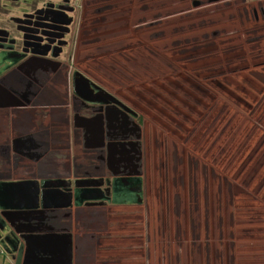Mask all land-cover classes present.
Masks as SVG:
<instances>
[{"label":"rangeland","instance_id":"374dc122","mask_svg":"<svg viewBox=\"0 0 264 264\" xmlns=\"http://www.w3.org/2000/svg\"><path fill=\"white\" fill-rule=\"evenodd\" d=\"M47 1L56 5L64 3L63 0H0V25L14 28L17 10L27 9L28 5L40 6ZM99 1L68 2V14L79 13L78 83L71 71H66L64 75L57 72L46 75L43 73L47 71L46 66L41 67L42 72L32 70L27 77L18 76L13 82L11 79L15 72L0 75V87L7 92L4 91L2 95L0 92V109L8 100L7 96L10 97V90L5 89L8 86L6 77L17 87L24 86V80L31 78L26 83L29 88L24 87L18 93L14 91L15 103L12 107L18 109L19 114L30 113L32 120L27 121L34 135L29 133L26 137L30 138L31 135L34 138L36 150L31 162L20 157L19 164L23 167L19 166L15 171L11 169L15 174L0 172V240L7 243L12 253L20 250L14 253L15 258L8 253L9 261L7 255L0 254L1 260L6 264H18L21 253L20 264H264V237H258L264 236V228L256 233L258 238L250 231L261 223L263 214L254 213L248 216V220L243 218L247 215L242 214L239 228L236 229L235 221L241 218L237 210L242 212V205L238 204L246 203L237 199L242 188L239 186L229 192L226 185L218 181L223 174L226 158L238 159L251 186L255 185V192H259L255 193V205L264 206V190L259 188L264 187V135L260 140H253L251 145L241 143L246 140V131L252 129L254 123L258 124L260 131H264V15L258 16L257 11L244 12V6L264 8V0H165V6L160 4V0H143V7L146 8L141 9L146 12L142 14L143 17L137 18H141L139 21L131 23L130 28L137 35L136 40L131 41L140 43L141 49L149 55H145L148 62L156 56V73L148 72L140 64L129 75L119 65L116 73L119 77L115 83L110 80L109 74L101 71L102 65L107 64L104 60L110 61L120 56L123 45L113 47L110 44V48L100 50L106 43L103 40L105 37L95 44L91 39L97 33L93 34L91 29L85 28L87 23L94 24ZM119 2L115 1V5ZM153 8L162 12L159 14ZM19 17L26 18V15L20 13ZM229 17V23L225 26ZM209 18L220 21L214 25ZM69 27L67 38L75 40L78 28ZM185 28H189L191 33L181 34ZM216 29L223 33L219 35ZM164 34L168 35L164 42L170 43L167 47H172L174 54L180 58L177 68H183L179 71L182 75L192 76L194 81L201 79L203 74L197 77L193 71L185 72L186 65L191 66L196 58L214 60L216 55L225 62L224 69L232 76L227 83L222 82L225 76L218 79V89L213 84L201 86L207 98L215 96L217 101L204 104L200 100L199 104L185 108L189 115L183 123L176 121L172 110L162 105L163 94L156 88L161 78L156 75ZM204 40H208V45L213 43L207 51L200 48ZM123 41L129 40H115L114 44H123ZM235 43L237 45H233ZM94 47H99V52ZM127 47L126 43V50ZM5 55L0 51V62ZM15 59L10 58L12 62ZM40 59L34 56L29 60L33 65L49 63ZM97 66H100V70ZM73 67L74 63L68 62L66 69ZM62 84L69 95L74 93L73 89L79 91L82 107L61 109L65 101H71L68 94L59 88L58 85ZM123 87L124 91L120 90ZM33 90H36L37 96L32 93ZM83 90L88 93L85 98L81 97ZM181 91L179 87L176 89L177 94ZM139 94L144 97L143 100L139 99ZM190 94L184 96L185 100L194 103L196 91ZM41 97L45 106L40 104ZM226 97L232 104L235 122L223 127L228 117L223 113ZM24 100L26 105L19 106V102L23 103ZM71 102L76 106L75 101ZM48 111L56 114L44 119ZM258 112H261V122L257 120L247 122L248 125H239L245 116L249 122L255 121ZM76 114L79 116V140H74L73 146L71 139L76 137L65 134L64 123ZM177 122L178 126L185 128L186 133L182 132L181 137L184 140L188 137L187 144L194 145L192 153L200 160L209 155V163L206 161L205 165L212 166L209 168L215 182L209 179L212 184H204L203 180H199V191L203 189L206 197V186L216 184L217 188L222 187L221 190L225 191L223 202L220 203L218 199L217 202H204L201 197H194L188 175L182 178L179 173L182 167L178 161H172L174 156H178L177 153L171 156L173 152L168 151L165 158L163 141L172 138L178 130ZM73 123L76 124L75 121ZM211 125L212 128L208 127ZM19 126H28L18 125L14 131L20 140H24L20 138ZM186 128H191L194 133L191 139ZM10 129H6L5 134ZM197 132L200 137H206L201 143L194 141ZM20 140L12 142V150L30 151L29 143ZM228 146L230 151L226 157L224 152L228 151ZM50 153L55 154V161L49 164L47 155ZM186 154L190 155L188 150ZM217 155L220 157V167L213 163ZM77 156L83 162L79 170L87 167L79 173L73 169L78 161ZM188 160V157H184L186 174L189 171ZM7 161L4 157V165ZM209 168H202L200 177ZM179 175L183 183L178 180ZM255 175L261 178L260 183H256ZM171 184L175 188L172 189ZM77 186L79 189L75 190ZM113 187V198L106 197L107 200H104L103 197L110 195ZM127 187L137 190V196L135 192H125ZM224 212V223L228 220L227 214H231V218L226 227H219ZM196 217L199 219L197 227ZM213 217L220 221L218 226H211ZM214 228L221 235L224 234L221 238L223 248L220 240L214 239L217 237ZM219 243L221 250L217 247L216 252ZM215 255V259H212Z\"/></svg>","mask_w":264,"mask_h":264},{"label":"bare ground","instance_id":"6f19581e","mask_svg":"<svg viewBox=\"0 0 264 264\" xmlns=\"http://www.w3.org/2000/svg\"><path fill=\"white\" fill-rule=\"evenodd\" d=\"M103 1L104 0H102L101 2H103ZM115 1L117 2V0H110L109 1L110 3L113 2V6H112V8H110V10L108 12H106L104 10H100L98 12V15L100 17H103L104 24L98 25L100 27L93 26L94 27L93 28L91 26L88 28V29H91V33H93V34L97 33L91 39V40L95 41V44H97V40H101L102 37H105L103 40H105L106 43L103 44L102 49H100L99 47H97V48L94 47V49L97 51L99 49L104 51L106 48H108V47L110 48V44H112L113 47H118L117 45H119V46L123 45L120 48L123 51V53L120 56H117L116 59L114 58L113 60H110V58H109L110 61L104 60V62H107V64H105V65L103 64L104 67L102 65L103 70H101V71H103L109 75L110 74L114 75L116 78H118L119 76H116V73L119 69V65L123 66L126 69V71L128 72V74L131 75L136 71V69L139 67V65L142 64L144 67H146L148 72L156 73V62H157L156 56L154 55V57L150 58V61L148 62L147 60H149V59L145 58V55L147 53L145 54V52L142 50L143 48L141 49L140 43L136 44V43H133V41H131V40H136L135 39L136 32H133V30L130 28L131 23L139 21L141 18L140 19H137V18L139 16L141 17L142 14H144L146 12L140 8V5L143 2V0H118L120 2L117 5H115ZM167 1L170 2V0H167ZM164 2H165V0L162 1L163 6L166 5V3H164ZM154 10H157V12H159V14L162 12V11H160V9H157V8H155ZM203 21H204V19H203ZM210 22H212L214 25H216L215 23L217 22V20H211ZM104 25H107V27L105 29L103 28ZM222 27L220 29H222ZM188 29H186V28H185V30L183 29L184 31H181V34H183V35L190 34L191 30L188 31ZM218 32H219V35H221L223 33L221 31H218ZM156 35H160V34H156ZM191 36H193V34ZM183 37L184 36H182V38ZM165 38H168L167 34L162 35V38H161L162 39V51H160V54L161 53L162 54L159 56L160 60L157 63L158 64L157 65L158 66V73L156 75L158 78L160 75L161 78L159 79L160 84H158L156 86V88L163 94L162 97H163L164 101H162L163 104L162 103L161 104L164 107L172 110V114L176 117V121L179 120L183 123V121H187V118L189 115L185 108H190L191 105L194 106V105L199 104L200 100H202L201 103H204V104H211V103H215L217 101V98L215 96L213 98H207V93L203 92L201 90V86L213 84L218 89V86L220 84L218 82V79L225 76L224 77L225 80L223 79L222 82L227 83V81L230 80L232 76L230 75V73L227 70L225 71V69H224L225 62L220 57L217 58L216 55L213 57L214 60L213 59H211V60L204 59L205 57L196 58V59H193L194 61H192L191 66L188 67L186 65L185 72H188V70H189V72L193 71L197 77H198V75L202 76V74H203V77L202 78L200 77L201 79L198 78L199 80L194 81V78H191L192 76L190 77V76L182 75L181 74L182 72L180 73L179 71L182 70L183 68H179V67L177 68V65L179 63L180 58L177 56V54L176 55L174 54V52L172 51V47H170V48L167 47L168 44H170V43L164 42ZM115 40L116 41H118V40H129V41L128 42L123 41V44H120L119 42H118L119 44L118 43L114 44ZM109 41H110V43H108ZM207 41L208 40H204L200 44V45H202L200 48L204 49L206 51L209 50V48L213 45V43L208 45ZM126 43L128 45L127 50H126ZM143 44H145V43H143ZM190 44H192V42ZM233 45H237V43H235ZM225 48H223V49H225ZM96 52H94V53H96ZM190 55H188V56H190ZM193 55H196V53L195 54L193 53ZM184 56H186V55H184ZM185 58H187V57H185ZM96 68L100 70V66H97ZM207 73H209V74H207ZM178 87L182 90L180 94L176 93V89ZM184 87H186L188 89H185ZM195 91H196L195 97H197V99L195 98L194 103H191V102L189 103L187 100H185L184 96L187 97V96L191 95L190 92H195ZM165 94H166V98H165ZM139 99L143 100L144 97L141 94H139ZM138 102L142 103L141 101H138ZM223 107H224L223 113L225 112L224 115L228 116L227 119L225 120V123L223 124V127H225L229 123L235 122V117H234V113L231 110L232 104L228 100L227 97L224 98ZM227 113H229V115ZM256 115L257 116L255 118V121H252V122L248 121L247 116L242 117L243 121H241V123H239V125H243V126L248 125L247 122L248 123H254L257 120H259L261 122V118H260L261 112H258ZM178 117H180V118H178ZM176 125L178 126V122ZM203 127L205 128L204 123H203ZM208 127L212 128V125L208 126ZM186 130H187V135L191 139L194 136L192 129L186 128ZM182 132H184V134L186 133L185 128L182 125L178 126V130L175 131L172 138H168V139H165L163 141V142H165L164 143L165 144V146H164L165 158L168 157V154H169L168 151L173 152V153H171V156H173L174 153H177L178 156L177 157L174 156L172 161L173 162L178 161L179 165L182 167L179 171L182 178L186 177L185 175H188V182L191 184L190 189H191V192H192L194 197L199 196V197H201V200L204 202H212V201L217 202V199L219 200L220 203L223 202L225 200V191L221 190L222 187L217 188L218 185H216V184L213 186H208V187L206 186V197H204V190L203 189H201L199 191V187L201 185V182H200L201 180H203L202 183H204V184H212V183H210L209 179H212L213 182H215V177L209 168L212 166H209V164H207L208 166L205 165L206 161L209 163V155L206 154L207 157H205V159H203V160H200L199 156L192 153V149H193L194 145L192 144L191 146H189L187 144L186 140H189V138L187 137V139L184 140V138L181 137ZM246 132L248 133V134H246L247 138L245 141H243L241 143H245L248 145H251L252 141L255 139L260 140L264 135L263 134L264 131H260L257 123H254V127L252 129H250L249 131H246ZM205 139H206V137H204V138L200 137L198 132H197L194 141L197 140V141H200V143H201ZM248 139H249V141H248ZM245 147H247V146H245ZM186 150L189 151L190 155L186 154ZM227 150L228 151L224 152V155L226 157H227V155L229 156V153H228L230 151L229 146H228ZM184 157L189 158V160H188L189 163H188V168H187V169H189L188 174H186V172H185L186 169L184 167ZM226 159H227L226 164L223 167V174H221L218 177V181L221 182L220 184H225L229 192L233 191L235 188H239V186H240L242 188V191H241V193L237 199H238V201H244L247 203V204L246 203L238 204V205H242V207H241L242 212H241V210H237V215H238V217H241V218L238 221H235L237 223V226L235 228L238 229L239 224H240L241 219H242V214L247 215L246 218L243 217L245 220H248V216H251L252 214L257 213V212L264 215V206L263 205H255V203L257 202L256 196H255V185L251 186V184L249 182V177L241 168L238 159H237V161H236V158H231V157L226 158ZM219 162H220V157H219V155H217V156H215L214 161H213V163L215 164L214 166L220 167ZM202 168H209V170H208V172L204 173V176L200 177V173H201ZM232 172H233V174H232ZM235 173H236V175H235ZM179 179H180V182L183 183V180L180 178V175H179L178 180ZM255 181H256V183H260L261 178L258 175H255ZM198 182H200V185L198 184ZM173 188H175L174 185H172V189ZM241 194L243 195L242 198H241ZM225 214L226 213L224 212L222 222H221L219 227H221V226L226 227L229 224L231 214L226 215V219H228V220H226L224 223L223 219L225 217ZM212 219H213V221H212L211 226L212 227L218 226L220 221H218L215 217H213ZM195 221H196V227H197L199 219L196 217ZM260 221L264 224V216L261 217ZM262 228H264V225L259 227V228L252 227L250 231H251V233H253L255 235L256 238L264 237V236H258L257 237V234H256ZM214 230H215V228H214ZM215 232H216V236H217L216 238H214L211 235L210 236L213 237L216 241L220 240V243H221L222 248H223L224 243H223V240L221 241V238L224 236V234L221 235L220 232L216 231V230H215ZM220 243L215 248L216 252H217V247L220 249ZM257 246H259V243H257ZM195 253H197V252L195 251ZM215 257H216V255L212 259H215ZM245 264H250V263L247 262Z\"/></svg>","mask_w":264,"mask_h":264},{"label":"flooded vegetation","instance_id":"af4514ba","mask_svg":"<svg viewBox=\"0 0 264 264\" xmlns=\"http://www.w3.org/2000/svg\"><path fill=\"white\" fill-rule=\"evenodd\" d=\"M63 1H64L63 4L60 3L57 5L54 3H50L48 1L42 3V5L40 6L33 5V7H30V5H28L27 9L24 8L23 10L21 9L17 10L18 13L16 14L15 19H14L15 21L14 28L10 26L3 27L0 25V51L6 54L5 57L2 58V61L0 62V75L8 71L15 72L16 75H14L13 78L11 79V82H13L18 76H21L23 78L27 77L32 72V70H38L42 72L41 67L43 66L45 68L46 66L47 71L46 72L43 71V73H45L46 75L51 76L53 73H56V72L58 74L64 75L66 71H69V72L71 71V75L72 76L74 75V77H76L77 83L79 82V49H80L79 48V27H78L79 13L77 12V15L75 12L71 13V15L68 14L70 10L69 8H67V6L70 0H63ZM101 1L102 0H100L97 3L99 7L98 12L100 10H104L108 12L110 8H112L113 4L109 3L110 0H104L103 2ZM144 4L145 3L143 1L140 5V8L142 7L145 9L146 7H143ZM160 4H162V0H160ZM105 7H109V8L104 9ZM98 12L95 14L96 16L93 18V23L95 25L94 24L91 25V23H87L85 25V28L104 24L103 17H100L98 15ZM20 13L22 15H26V18L19 17ZM69 26H71L72 29L75 26L76 30L78 28V35L75 38V40H69L67 38L69 29H70ZM106 27L107 25L103 26L104 29ZM13 31L15 32L14 34L16 33L18 34L15 36L13 34ZM83 54L81 57H83ZM91 55H94V53H91ZM34 56L42 58L40 59L42 62L46 61L49 63H45V64L38 63V64L33 65V63L29 59ZM12 57L16 58L13 62L10 60V58ZM68 62L74 63V67L71 69H66ZM109 76H110V80H112L114 83H115V79H118L114 75L110 74ZM30 79L31 78H26L24 80L25 85L21 87H17L9 81L8 77H6V82L9 87L7 86L5 89L10 90V97L9 95L7 96L8 100L4 104L1 105L2 108L0 109L1 111L0 119L2 120V123L0 124L1 126L0 172L2 174H15L16 172H12L11 169L13 171L19 169V166H21L19 164L20 157L27 160V162H31L30 159L34 157V155L36 154L35 145L33 143L34 138H32L31 136L30 138L26 137V135H28L29 133L31 135H34V132L30 131V128H29L30 125H29V122L27 121V120H32L31 117L29 118L30 113L28 114L26 113V115H22V114H19L18 109L14 110L12 107L14 105L13 103H15L14 101V95L16 94L15 92L18 93L24 87L25 89L29 88V87H26L27 85H29V84L26 85V83L30 81ZM16 83H21V82H16ZM58 86L59 88L63 90V92L67 93L65 89L66 88L65 85L63 86L62 84ZM120 90L124 91V87ZM4 91L5 90L0 87L1 95L4 93ZM72 92H74L72 93V95L71 94L69 95L68 93L67 94L70 97L71 101H75L76 106H74L73 108L82 107L83 100L79 99V91L76 92L73 89ZM83 92L84 94L81 97L84 96L85 98L88 95V93H86L84 90ZM32 93L35 96H37L36 90H33ZM131 95L133 96V92L131 93ZM71 101L70 100L65 101V103L63 104L66 106L69 103H72ZM40 104L42 106L46 105L42 97H41ZM138 104L142 105L140 103ZM18 105L19 106L26 105L25 100L23 103L20 101ZM140 108H142V106H140ZM28 109L31 112L33 111L30 108ZM54 114L56 113L54 112L51 113V111H48L47 114H45L44 119H46L47 117L52 118V115ZM21 124L28 126V127L19 126V135L21 136L20 138H23L25 141L29 143L30 151L12 150V142L14 143L19 142L20 140L18 134H15L14 131L17 129L18 125H21ZM8 128H12V129H10L5 134L4 131ZM98 130L99 132H101L99 129V126H98ZM20 132H23V134H20ZM13 135L15 136V138H12ZM24 140H20V141H24ZM32 148H34V150ZM47 156H49V160H48L49 164L55 161L54 153H50ZM4 157L8 159L7 164L5 165H4ZM77 160L78 161L75 165V169L83 165V162L81 161L80 156H77ZM259 188L264 190V187H259ZM255 193H259V192H255ZM261 216H264V215H261ZM263 225L264 224L261 222L258 225L253 226V227L259 228Z\"/></svg>","mask_w":264,"mask_h":264},{"label":"crops","instance_id":"0c3cea01","mask_svg":"<svg viewBox=\"0 0 264 264\" xmlns=\"http://www.w3.org/2000/svg\"><path fill=\"white\" fill-rule=\"evenodd\" d=\"M245 8H246V10L244 11L245 13H255V11H257V13H258V16H261L260 14H263L264 15V8L263 7H257V6H244ZM228 20H230V17L227 19V21H226V23H225V26H226V24H228L229 22H228ZM220 20H218L217 22H219ZM216 22V23H217ZM224 26V25H223ZM73 107H74V105L72 104V103H69L68 105H64V104H62L61 105V109H63V108H67V109H73ZM73 121H75L76 122V124L75 123H73ZM65 122V121H64ZM65 125H66V131H65V134H67V135H74L72 138H74V137H76V139H71V143L73 144V146H74V140H79V116L76 114V116L75 117H71L70 119H68V122L66 121L65 123H64ZM72 125H76L77 127L75 128L74 126H72ZM74 129H76L75 130V132H71L72 130H74ZM31 136V135H30ZM21 137V136H20ZM32 137V136H31ZM66 138V137H65ZM65 145H66V143H65ZM71 151H73V156H74V150H73V148L71 149ZM83 152V151H82ZM68 154H72V152H67ZM75 166V165H74ZM87 168V167H86ZM86 168H83V169H86ZM75 171H77L78 173H79V171H81V170H83V169H81V170H79V168H73ZM125 183V182H124ZM116 187V186H115ZM115 187H113L112 188V190H111V193H110V195H108V196H104L103 197V199L104 200H107V198L108 199H112L113 198V193H114V188ZM81 188V187H80ZM117 188V187H116ZM76 189H79V186H77L76 188H75V190ZM99 190V193L101 192L100 191V189H98ZM116 191V190H115ZM127 191H132V192H135V194H136V196H137V190H133V189H131V188H126L125 189V192H127ZM107 197V198H106ZM74 199L77 201V198L75 197V192H74ZM85 199V198H84ZM75 204H79V202H76ZM2 240V239H1ZM0 240V254H5V255H7L6 257H7V259H8V253L10 254V253H12L11 252V250L9 249V246L7 245V243L5 242V241H1ZM3 242V243H2ZM42 244V243H41ZM16 251H20L19 249L18 250H16ZM16 251L15 252H13L12 254H13V256L12 257H14L15 258V256H14V253H16ZM8 261H9V259H8ZM20 261H21V253H20V257H19V259H18V264H20ZM6 261H4L3 259L1 260V258H0V264H6L5 263Z\"/></svg>","mask_w":264,"mask_h":264}]
</instances>
